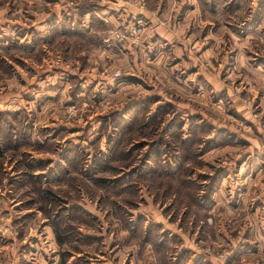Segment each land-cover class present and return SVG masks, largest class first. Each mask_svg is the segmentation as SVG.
I'll return each instance as SVG.
<instances>
[{"label": "rangeland", "instance_id": "1", "mask_svg": "<svg viewBox=\"0 0 264 264\" xmlns=\"http://www.w3.org/2000/svg\"><path fill=\"white\" fill-rule=\"evenodd\" d=\"M139 2L0 0V213L51 210L40 264H264V0Z\"/></svg>", "mask_w": 264, "mask_h": 264}, {"label": "crops", "instance_id": "2", "mask_svg": "<svg viewBox=\"0 0 264 264\" xmlns=\"http://www.w3.org/2000/svg\"><path fill=\"white\" fill-rule=\"evenodd\" d=\"M57 4L58 5L56 9L60 10V8H63V4H61V2H58ZM135 14L136 12L133 13V15ZM139 19L140 20L138 22H144V18L140 17ZM80 37L86 42H88L87 40H89L90 43V36H84V34L81 33ZM12 174L13 173H11L10 175ZM1 181L2 180H0V184L3 187H1L3 194V192H6V190H4V184L3 181ZM49 185L51 184L49 183ZM17 189L18 188H16L15 186L14 191H17ZM63 194L66 195V193ZM6 200V198L3 199L0 197L1 206L6 207L10 205ZM10 201L13 202V199H11ZM13 205L15 206V203H11L10 207H12ZM6 210V212L1 211V213H4V215L1 216L3 225L2 227H0V233H8L9 236L7 237L10 238L11 241L9 242V244H0V264H40L43 263V261H47L43 258V256L41 257V254L46 255L45 251H48L49 248H52L51 252L55 251L54 247L57 246V243L60 244V239L56 237L57 235L54 236L55 234L50 223H48L44 215L41 214L42 211L24 207L17 209L18 211L16 212H13L8 208ZM31 215L38 217L37 220L39 224L36 225V222H33V219L29 217ZM43 232L46 233V236L42 239L40 234H42ZM46 238H48V241L46 240L47 242L44 241ZM58 257L59 256L57 255V253H54L53 261L50 264L59 263ZM72 257V254L69 255L68 260H66L65 262L68 263L69 259H71Z\"/></svg>", "mask_w": 264, "mask_h": 264}, {"label": "trees", "instance_id": "3", "mask_svg": "<svg viewBox=\"0 0 264 264\" xmlns=\"http://www.w3.org/2000/svg\"><path fill=\"white\" fill-rule=\"evenodd\" d=\"M117 111H114V112H112V113H110L109 115H108V118H110L111 119V122H112V124H114V125H116V126H118V123H119V117H120V115H118L117 113H116ZM6 138H3L2 139V142H3V145H5V140ZM8 143H10V141H8ZM3 147V146H2ZM75 147L76 146H72L71 147V149H70V152L68 151V152H66L65 154H64V156H65V158L66 159H69V160H71V159H74L76 156H78L79 158L82 156V155H78L79 154V152H77L76 151V149H75ZM11 148V152H12V154L14 153V156H15V150H17L18 149V147H17V143L16 142H13V146L12 147H10ZM77 148H79V147H77ZM79 150H80V152H82V150H81V146H80V148H79ZM70 153V154H69ZM94 157L96 156V155H93ZM118 157L119 156H124L123 155V153L122 152H120L119 153V155H117ZM81 159V158H80ZM99 159H95V160H93V165L96 167V168H100V166H99ZM76 162V161H75ZM96 162V163H95ZM101 164H102V162H101ZM100 164V165H101ZM102 166H103V164H102ZM101 166V167H102ZM27 167H29V165H27ZM71 168H70V170L71 171H68V174L67 175H65V178L66 179H68L69 180V183H70V181H72V179H73V177H72V172H74V170H75V168H76V164L74 163H71V166H70ZM29 170H30V173H29V175H28V177H32V172H31V170H32V168H30L29 167ZM179 174L180 175H182L181 173H180V171H179ZM22 175V174H21ZM24 175V174H23ZM0 176H1V173H0ZM161 177H163V178H161ZM161 177H158V176H156V177H153V178H151V177H149L148 179H149V181L151 182V180L153 181V183L155 184V185H157V183H161L162 185H168V186H173L174 187V189L170 192V193H172L175 189H176V187H175V183H170L172 180H174V178H166V177H164V176H161ZM161 178V180H160V182H159V179ZM35 178L33 177V180H34ZM169 180H171V181H169ZM178 180V179H177ZM178 182L180 183V184H182V185H180L184 190H183V192L185 193V194H189V196H190V198H191V201H189L192 205H194L195 204V196H194V194H193V192H192V190H191V188L194 186V185H192V184H194L192 181H188V180H186V179H183L182 177H180L179 178V180H178ZM29 183H30V185L32 186V189L34 190V193L36 194V195H38V197H40V199H46V197H48V195H49V199H52V200H58V198L59 197H55L54 196V194L50 191H47V190H44V189H42V187L40 186V184L38 183V182H31V181H29ZM16 185H17V183H15ZM71 184V183H70ZM93 184L95 185V187H98V189L100 188L102 191H104V192H106L107 194H109V195H113V196H115V195H117L119 192H120V190H121V188H120V185L117 183L116 185H114L115 187H109L108 185H105V183H102V182H100L99 180H93ZM18 186V185H17ZM17 186H16V188H17ZM85 187H86V184L84 185ZM170 186V187H171ZM129 187V186H128ZM182 191H181V193H183ZM66 197H67V195H66ZM39 209H41V211H42V213H44L46 216H50L49 214H51V210H47V207H44V205H39ZM56 213H57V211H56ZM55 213V216H59L58 214H56Z\"/></svg>", "mask_w": 264, "mask_h": 264}, {"label": "built area", "instance_id": "4", "mask_svg": "<svg viewBox=\"0 0 264 264\" xmlns=\"http://www.w3.org/2000/svg\"><path fill=\"white\" fill-rule=\"evenodd\" d=\"M134 2H137V3H140L139 1L140 0H133ZM142 1V0H141ZM129 28V30H130V35L131 36H133V38L134 39H136V33H135V30L134 29H132L133 27H128ZM110 33H111V36H109V38H111L112 40H114V41H120V40H122L123 39V36L117 31V30H112V31H110ZM108 39V38H107ZM106 39V40H107ZM114 75H115V77L116 76H118L119 75V71L117 70V71H115L114 72Z\"/></svg>", "mask_w": 264, "mask_h": 264}]
</instances>
